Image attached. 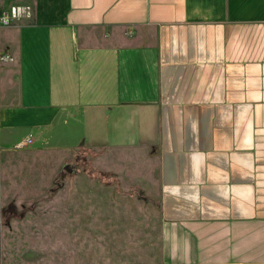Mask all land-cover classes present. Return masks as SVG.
Instances as JSON below:
<instances>
[{"label":"crops","instance_id":"obj_1","mask_svg":"<svg viewBox=\"0 0 264 264\" xmlns=\"http://www.w3.org/2000/svg\"><path fill=\"white\" fill-rule=\"evenodd\" d=\"M0 55V246L3 173L82 145L157 198L162 264H264V0H0Z\"/></svg>","mask_w":264,"mask_h":264},{"label":"rangeland","instance_id":"obj_2","mask_svg":"<svg viewBox=\"0 0 264 264\" xmlns=\"http://www.w3.org/2000/svg\"><path fill=\"white\" fill-rule=\"evenodd\" d=\"M3 173L5 264H162L157 198L113 173ZM76 161L74 166H90ZM72 159L68 158L67 162ZM41 166V164H40Z\"/></svg>","mask_w":264,"mask_h":264},{"label":"trees","instance_id":"obj_3","mask_svg":"<svg viewBox=\"0 0 264 264\" xmlns=\"http://www.w3.org/2000/svg\"><path fill=\"white\" fill-rule=\"evenodd\" d=\"M88 154V149H82V145H80L76 151L74 156L72 157V159L70 161H66L64 164V168L69 171V172H84V171H88L89 173H94L93 170L88 169L86 166H74L72 165L74 162H78V161H82L83 163H85L87 161L86 159V155ZM76 162V163H77Z\"/></svg>","mask_w":264,"mask_h":264},{"label":"built area","instance_id":"obj_4","mask_svg":"<svg viewBox=\"0 0 264 264\" xmlns=\"http://www.w3.org/2000/svg\"><path fill=\"white\" fill-rule=\"evenodd\" d=\"M30 9H24L22 6L18 5V6H13L12 9L10 10V14L13 17H20L21 15H23L26 12H29ZM6 59H9V57L4 56V55H0V63ZM34 141L33 135L29 134L27 135L24 139H22L20 142H18L15 145L16 149H21L23 147H26L28 145H31Z\"/></svg>","mask_w":264,"mask_h":264}]
</instances>
